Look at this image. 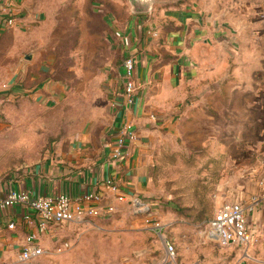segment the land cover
Segmentation results:
<instances>
[{"label":"crops","instance_id":"crops-1","mask_svg":"<svg viewBox=\"0 0 264 264\" xmlns=\"http://www.w3.org/2000/svg\"><path fill=\"white\" fill-rule=\"evenodd\" d=\"M150 2V11L143 15H135L129 6L130 16L118 28L107 22L104 40L117 58L101 62L103 71L95 74L92 88L86 87L90 76L82 72L76 93L98 99L88 105L80 131L52 142L40 161L0 181V197L17 190L35 196L64 193L77 200L85 192H94L101 196V203L113 205L115 212L90 220L116 217L127 206L135 207L134 200L140 202L138 208H146L137 213L146 216L153 204L157 156L167 144L178 148L186 142L211 144L215 149L211 157L236 159L231 169L236 177L222 180L213 192L214 212L224 202L241 203L257 241L248 247L222 245L215 237L191 230L168 237L161 227L155 233H135L137 238L157 241L142 248L145 255L153 247L159 249L147 264H264V0ZM28 17L31 23L33 15ZM3 18L1 14L0 35L6 32ZM107 20L113 21L111 16ZM116 32L128 36L130 44L124 46ZM41 53L34 50L31 61L22 66L14 56L4 74L7 90L0 95L27 92L46 106L69 96L73 88L53 76L52 59ZM128 55L136 60L131 105L122 96V60ZM124 125H130L135 139L125 159L113 161L111 152ZM231 143L237 144L236 154H230ZM108 180L114 188L106 185ZM23 210L16 205L0 211V264L19 259L31 229L22 220ZM11 221L16 226L9 229L6 224ZM79 223L84 222L69 225ZM61 227L51 238L56 254L69 248L61 246L66 241ZM181 236L187 239L185 248L180 247ZM48 239V235L41 236L43 247ZM166 243L177 250L174 259L168 257Z\"/></svg>","mask_w":264,"mask_h":264},{"label":"rangeland","instance_id":"rangeland-1","mask_svg":"<svg viewBox=\"0 0 264 264\" xmlns=\"http://www.w3.org/2000/svg\"><path fill=\"white\" fill-rule=\"evenodd\" d=\"M129 6L128 0H0V15L7 7L16 18L0 35V94L7 90L4 74L14 56L20 65L27 64L37 49L52 59L53 76L73 88L69 96L49 106L36 102L27 92H16V88L9 97L0 95V181L40 161L52 142L80 131L88 105L98 96L85 98L75 88L82 84V72L90 76L86 87L95 86L92 80L97 71H103L104 59L115 57L104 40L109 32L107 22L120 27L130 16ZM30 13L31 23L27 21ZM109 16L113 21L107 20ZM179 147L167 144L157 156L149 215L127 206L116 217L63 225L61 235L69 248L56 254L49 237L40 264H130L133 260L134 264H147L159 249L153 247L145 255L142 248L157 241L137 238L135 233L158 232L155 222L168 237L185 230L202 234L216 208L213 192L222 180L236 177L231 174L236 159L211 157L215 150L211 144L186 142ZM237 151V144L231 143L230 154ZM187 244L181 236L180 247Z\"/></svg>","mask_w":264,"mask_h":264},{"label":"built area","instance_id":"built-area-1","mask_svg":"<svg viewBox=\"0 0 264 264\" xmlns=\"http://www.w3.org/2000/svg\"><path fill=\"white\" fill-rule=\"evenodd\" d=\"M10 8L4 7L3 26H11L15 23V16L10 12ZM264 17V13L262 14ZM115 36L122 41L124 46L130 44L128 36L116 32ZM135 57L128 55L122 60L123 74V99L127 105L134 102L135 83L134 68ZM135 139V132L130 125H124L116 139L111 152L113 161L124 160L127 156V147ZM107 186L114 188L112 181L106 182ZM264 196V193H263ZM118 200L123 201V196H118ZM100 195L94 192H85L81 197L74 199L67 194L57 196L45 195L35 196L28 191L10 190L5 196L0 197V211L12 206H21L22 220L25 225L31 227L24 239V244L19 253V259L14 264H40L38 258L44 254V247L41 243V236L56 237L58 227L72 222H89L94 217H109L115 212V207L111 204H103ZM135 208L141 205L139 201H132ZM141 208V207H139ZM142 210V208L140 209ZM139 211V210H138ZM16 222L11 221L6 227L12 229ZM157 230H161V225L155 222L153 225ZM51 232L49 233V231ZM204 235L214 238L222 245L234 243L243 247L253 245L257 238L248 227L245 217V207L234 201L222 203L213 213L206 224ZM62 248H67L69 244L61 241ZM166 250L170 259L175 258V248L171 243H166Z\"/></svg>","mask_w":264,"mask_h":264},{"label":"water","instance_id":"water-1","mask_svg":"<svg viewBox=\"0 0 264 264\" xmlns=\"http://www.w3.org/2000/svg\"><path fill=\"white\" fill-rule=\"evenodd\" d=\"M128 2L134 14L148 13L151 9L150 0H128Z\"/></svg>","mask_w":264,"mask_h":264},{"label":"bare ground","instance_id":"bare-ground-1","mask_svg":"<svg viewBox=\"0 0 264 264\" xmlns=\"http://www.w3.org/2000/svg\"><path fill=\"white\" fill-rule=\"evenodd\" d=\"M138 209L140 210V208H136V209H135V211L137 212V211H138ZM142 209H143V210H146V208H145V207H143Z\"/></svg>","mask_w":264,"mask_h":264}]
</instances>
